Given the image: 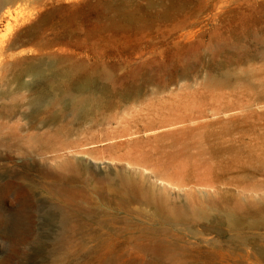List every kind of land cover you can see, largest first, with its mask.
I'll use <instances>...</instances> for the list:
<instances>
[{"label": "rangeland", "instance_id": "374dc122", "mask_svg": "<svg viewBox=\"0 0 264 264\" xmlns=\"http://www.w3.org/2000/svg\"><path fill=\"white\" fill-rule=\"evenodd\" d=\"M125 1L140 14L139 23L124 28L139 38L131 48L141 50L125 68L146 64L138 97L74 122L58 106V118L47 121L44 105H17L0 87L1 113L16 112L0 118V264H264V226L217 223L229 202L249 210L264 204V60L252 56L256 42L242 38L264 31V0ZM97 2L8 3L0 7V47L17 61L40 60L31 44L15 43L18 36L46 16L52 18L44 30L51 23L90 30L103 22ZM235 37L247 58H236L242 50L233 47ZM220 69L230 77L209 83L206 74ZM32 93L22 90L19 100ZM13 128L20 138L34 132L56 138L18 146L6 139ZM124 175L175 205L204 204L210 217L201 223L154 217L150 207L116 194Z\"/></svg>", "mask_w": 264, "mask_h": 264}, {"label": "bare ground", "instance_id": "6f19581e", "mask_svg": "<svg viewBox=\"0 0 264 264\" xmlns=\"http://www.w3.org/2000/svg\"><path fill=\"white\" fill-rule=\"evenodd\" d=\"M14 1L16 0H0V7ZM97 4L98 19H103V22L96 24L90 30L79 26H75L74 29L57 30L52 23L49 30H44L42 27L52 18L46 16L39 19L36 25L24 31L21 36L19 35L15 43L17 45L21 43L31 44L34 47L32 51L36 52L37 55L44 56L40 60L32 62L17 61L15 60V54L10 55L6 53L8 50H5V47H0V87L5 86L4 89L6 88V93L2 90L1 96H11V100L15 104H26L35 110H39V107L44 105L43 108L47 112V121L52 120L54 117L58 118V106H62L64 109L69 110L72 115L70 119L73 122L102 109L114 108L117 103L121 104L131 98L138 97L142 92L140 84L146 83V78H142L145 75L143 67L146 64L140 62L135 66L125 68L131 63V56L139 55L141 50L138 45L131 48L130 43L139 41V38L136 33H133L136 36L132 38L130 34L132 30H125L124 28L139 23L140 21L135 22V20H140V14H135L137 10L132 6V1L129 3L125 0H98ZM4 14L9 15L8 11H4ZM75 21L74 18H66L63 23L69 24ZM12 30L15 29L12 28L7 31ZM242 38L243 40L245 38L253 39L259 47L252 56L264 60V31L249 33ZM242 38L235 37L233 47H236L237 52L242 50V54L236 58L241 57L244 59L249 54L243 51V44H239ZM224 45L226 47L224 49H229L228 44ZM120 70L125 71V74L118 75L117 72ZM185 70L183 68L180 71L184 73ZM26 77L34 80L33 85L23 81ZM229 77L230 73L224 69H220L217 74H206V80L211 84L225 81ZM33 88L36 90L33 91ZM22 90L33 93L19 100L18 94ZM111 97L116 101H110L109 98ZM2 111L3 109H0V118L9 119L16 113L13 109L1 113ZM59 129L54 134H57ZM17 131V128L8 131L7 134L9 135L6 134V139L16 140L18 146L36 147L39 142L49 144L53 143L56 138L52 134L43 133L39 135L35 132L20 138ZM116 194L121 195L126 202L139 203L150 207L152 216L164 220L200 222L206 221L210 217V209L204 204L188 199L186 205H175V202L169 200L166 193L157 192L154 186L146 185L141 179H134L130 175H124L120 178L118 176ZM217 214V223L225 225L228 229L252 230L264 226V204L257 205L254 209L249 210L239 202H229Z\"/></svg>", "mask_w": 264, "mask_h": 264}]
</instances>
